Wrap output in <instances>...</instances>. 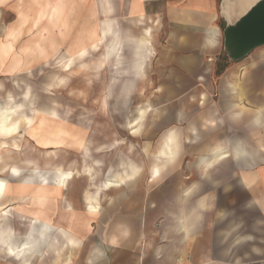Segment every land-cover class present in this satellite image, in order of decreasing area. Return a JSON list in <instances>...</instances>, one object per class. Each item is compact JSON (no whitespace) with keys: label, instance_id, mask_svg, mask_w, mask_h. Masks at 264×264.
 <instances>
[{"label":"rangeland","instance_id":"1","mask_svg":"<svg viewBox=\"0 0 264 264\" xmlns=\"http://www.w3.org/2000/svg\"><path fill=\"white\" fill-rule=\"evenodd\" d=\"M100 1L62 0L64 22L58 30L57 0H0V39L14 29L15 51L23 58V64L15 72L22 75L21 78L14 77V73L8 79L12 99L23 104L21 118L32 117L33 123L45 118L44 136H49L50 130L65 131L61 147L50 145L41 150L22 144L24 138L30 140L31 137L27 133L29 124L22 121L15 136L0 138V156L9 163L5 170L0 171V178L8 183L7 198L0 200V244L5 245L9 241V237L3 236L9 229L4 221L10 218L22 246L26 240L22 235H28L26 231L31 230L33 221V218L25 220V216L41 211L36 199L49 190L51 198L60 197L62 211L73 212L72 198H79L81 194L87 211L100 217L107 213L109 207L108 212L114 217L121 206L113 205L120 200L129 201V215L137 217L130 221L131 224L137 225V219L141 217L140 225L150 231L141 239L140 245L163 249L170 247L172 251L185 244L184 239L176 236L177 230L183 229L181 223L184 225V219L175 221L176 215L172 214V210H185L187 204L199 203L202 198L211 196L213 202L209 207L205 200L203 206L188 207L204 220L196 225V232L199 236L205 233L212 245L218 241L217 231L225 230V244L233 246V222L214 221L218 198L216 181L212 189L201 190L200 187L183 205L174 201L175 196H184L188 185L200 181L201 174L190 170L191 167L197 169L201 158L211 160L218 155V151L216 142L211 148L206 146L204 152L193 154L185 150V138L189 140L192 129L187 127L186 114H191V110L186 108L185 94L166 93L170 84V78L165 77L170 70L169 61L166 62L163 56L167 52H164L167 31L160 36L156 34L161 28L158 26L161 19L135 12V8L127 9L124 6L126 0H115L117 10L107 17L99 8ZM38 16L41 18L34 24ZM31 20L30 29L26 25ZM109 20L114 22L115 28L103 36L102 28ZM155 20L156 26L153 25ZM145 23L152 27L148 33L146 30V35L142 29ZM144 37L146 41H143ZM207 60L211 61L210 58ZM4 62L10 66L13 61L7 56ZM63 62L67 63L65 71L61 67ZM18 84L34 88L27 93L26 101L23 100L25 93L22 95L13 90ZM43 91L45 93L42 94ZM207 99V96L199 99L203 101L197 106L199 110L208 103ZM209 100L217 102L215 86ZM0 103L5 106L6 99H0ZM171 128L180 139V157L166 163L159 178L152 181L150 167L166 162L155 155ZM194 129L200 133L198 126ZM185 131H188L187 135ZM32 138L34 140H30V144L36 145L35 137ZM14 145L20 148L17 154L11 150ZM132 164L141 167V175L120 182L119 177L127 170L121 165H130L128 172L133 168L139 169ZM214 165L218 162L215 161ZM9 175L21 182L17 183ZM175 181L178 182L176 185L173 184ZM16 187L20 189L17 193ZM233 187L227 185L225 189L228 192ZM56 188L60 190L57 192ZM138 196L144 198L141 204L137 201ZM156 197V200H167L158 208L157 201L152 200ZM95 199L97 209L92 212ZM52 207L49 205L46 208L51 210ZM225 212L233 214L234 205L227 202ZM238 212L248 214L252 211L238 209ZM100 217L97 218L100 220ZM97 220L93 218L88 227L96 236L100 235L96 231L101 230V223ZM107 224V228H112L116 222L109 221ZM249 224L252 225V222ZM33 225L34 230L42 226L38 221ZM105 226L106 223L102 228ZM50 228L57 230L53 225ZM241 233L248 234L249 231ZM238 235L236 233L235 236ZM88 244L94 243L86 239L83 245ZM241 245L249 246V239H243ZM19 253L25 251L21 249ZM168 256L166 252L163 259ZM243 257L248 258L249 254H243Z\"/></svg>","mask_w":264,"mask_h":264},{"label":"crops","instance_id":"2","mask_svg":"<svg viewBox=\"0 0 264 264\" xmlns=\"http://www.w3.org/2000/svg\"><path fill=\"white\" fill-rule=\"evenodd\" d=\"M126 1V4L125 1L123 3L127 9L135 8V12L161 19L158 25L161 28L156 32L157 36L167 31L164 49V52H167L163 53V56L166 62L169 61L170 70L165 77L170 78V84L166 93L185 94L186 108L191 110V114H186L187 127L192 129L189 140L185 138V150L195 154L204 152L206 146L211 148L214 146L213 142L217 145V156L211 160L201 158V165L197 169L192 167L190 169L201 174L200 181L188 185L184 196L179 198L175 196L174 201L178 202V205H183L189 202L190 196L195 195L200 187L201 190L212 189L216 181L218 198L214 221L233 222V246L225 244L224 239L227 236L225 230L217 231L218 241L212 245L205 233L202 232L199 236L196 232V225L204 220L198 217L199 214H193L189 208L203 206L204 200L209 207L213 202L211 196L202 198L199 203L187 204L185 210H172V214L176 215L175 221L180 222L183 218L182 222H185L184 225L181 223L183 229L177 230L176 235L184 239L185 244L172 251L170 247L163 249L158 246L140 245L141 239L150 231L142 228L140 216L137 225L131 224L130 221L135 217L129 215V201L120 200L113 205L121 206V210L114 217L108 212L110 207L106 209L107 213L100 217L87 211L81 194L79 198H72V206L75 209L73 212L66 209L62 211L59 206L60 197L53 193L56 197L51 198L48 196V190L47 193L43 192L41 204L37 203L41 211L31 215L32 217L25 216L27 221L34 216H40L36 221L44 223L41 228L47 229L44 238H38L33 248L27 247L25 253L21 254L19 252L22 249L20 247L22 240H18L10 218L6 219L4 223H8L9 229H6L3 237H9L12 252L7 253L8 242L5 244L6 247L0 244V264H264V0ZM100 3L99 8L104 16L109 17L117 10L118 3L115 0H101ZM56 5L58 6L56 28L60 30L64 22L61 16L62 0H57ZM40 18L38 16L34 24ZM156 21L153 22L155 26ZM31 23L32 20L26 27L31 29ZM146 24L142 28L145 35L146 30L150 31L152 28ZM114 25V22L109 20L105 27L112 31ZM4 36V39H0V99L13 98L8 79L9 76L13 77L23 64L22 56L14 47L16 31L10 30ZM143 41H146L145 37ZM8 43H11L12 48L7 46ZM7 56L13 61L10 66L4 62ZM208 58L211 61L207 60ZM20 76L22 75L15 73L14 77L21 78ZM214 86L217 91V102L211 103L209 95ZM13 90H18L23 95L32 92L34 88L31 85L28 88V85L18 84ZM206 96L208 103L199 110L198 104L203 103L199 99L203 100ZM24 97L22 99L26 101V96ZM195 126H198L200 133L194 129ZM185 134L187 135L188 131H185ZM26 139L22 140V144L40 150L44 148L37 142L36 145L30 144L29 141L34 140L32 136L30 140ZM179 140L173 128L169 129L155 156L165 159L163 152H168L169 144L173 160L152 165L150 177L152 168L158 167L160 176L166 163L176 161L180 157ZM14 147L11 150H15L17 154L20 148L17 145ZM49 147L51 146H46ZM215 161L218 162L216 166ZM132 165L139 167L137 175L133 176L137 178L141 175V167L137 164ZM129 166L121 165L122 169L126 168L127 171L130 170ZM9 176L16 182L20 181ZM159 176H154L151 180H157ZM177 180L180 182L179 177ZM178 182L175 181L173 184L176 185ZM227 185H233V190L229 189L227 192L225 189ZM15 190L17 193L20 189L16 187ZM56 190L58 192L60 188ZM143 199L138 196L139 204ZM156 199L157 197L152 200L157 201L158 208L167 200ZM227 202L228 205H234L233 214L225 212ZM92 204L94 212L97 209V199ZM49 205L53 206L51 210L46 208ZM238 209L252 212L244 214L238 212ZM97 217H100V220ZM93 218L101 223V230L96 231L100 235L97 236L88 229ZM109 221L116 222V225L107 228ZM251 222L252 225L249 224ZM104 223L106 226L102 228ZM50 225L58 227L57 230L51 229ZM247 231L248 234L241 233ZM236 233L239 235L235 236ZM27 236L22 235V238ZM97 238L101 241L96 242ZM86 239L94 244L84 246ZM243 239H249L250 245L242 246ZM166 252L170 257L163 259ZM243 254H249V257L245 258Z\"/></svg>","mask_w":264,"mask_h":264},{"label":"bare ground","instance_id":"3","mask_svg":"<svg viewBox=\"0 0 264 264\" xmlns=\"http://www.w3.org/2000/svg\"><path fill=\"white\" fill-rule=\"evenodd\" d=\"M110 30H111L110 28H106V27L102 28V35L104 36L106 33L110 32ZM147 33H148V31H147ZM7 46L9 48H12L11 43H8ZM61 67L64 68V71H65V69L67 67V63L63 62ZM25 96H27V94H25ZM22 109H23V104L15 102L12 98L6 99L5 106L0 103V136L1 137H10V136L15 135L18 132L19 126H20L21 121H22L23 123L29 124V126L27 128V133L30 136L35 137V139L39 145L44 146V147H46L48 145H55V147H58V148L61 147L60 145H62L64 142V139L62 137V133H65V131H62L61 129L52 130V131L50 130L49 136H44L42 132L44 131L46 119L45 118L38 119L35 123H33L32 117H30V118L26 117L25 118V116H23L21 118ZM24 120L26 122H24ZM75 141H77V140L75 139ZM167 147H168V152L167 151L163 152V156L165 157L166 162L173 160V154H172L171 146L169 144H167ZM8 166H9V163L7 162V160L5 158H3L2 156H0V171L5 170L6 167H8ZM137 173H138V169H136V168L135 169L133 168L130 172H128L126 170L125 173L119 177V181L123 182V181H125L124 179L133 178V176H135ZM154 176H156V177L159 176V168L158 167L152 168L151 178H153ZM7 191H8V183L5 180H3L2 178H0V200H2V198L8 193ZM42 197H44L43 193L39 194L37 199H36V202L41 204V201H42L41 198ZM39 218H40V216H36V217L34 216L33 221L30 224L31 228L28 227L31 230H29L28 232L26 231V233H28V236L26 237V240L24 241V243L21 246L24 251H26L27 247L32 246V248H33V244L36 243V240L38 238H44V236H45V232L47 230V229H45L46 227L45 228H38V230H34L33 224ZM42 224H44V223H42ZM53 225H54V223H53ZM2 227H4V225H2ZM40 241H41V239H40ZM46 241H47V239H46ZM7 245L9 248L8 252L9 253L12 252L11 251L12 250L11 249V242H8Z\"/></svg>","mask_w":264,"mask_h":264},{"label":"trees","instance_id":"4","mask_svg":"<svg viewBox=\"0 0 264 264\" xmlns=\"http://www.w3.org/2000/svg\"><path fill=\"white\" fill-rule=\"evenodd\" d=\"M247 16H248V15H247ZM227 29H228V28H227ZM227 29L225 30V34H226Z\"/></svg>","mask_w":264,"mask_h":264}]
</instances>
